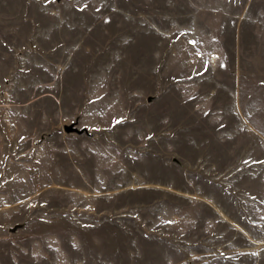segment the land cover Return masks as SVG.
Instances as JSON below:
<instances>
[{
	"label": "rangeland",
	"instance_id": "obj_1",
	"mask_svg": "<svg viewBox=\"0 0 264 264\" xmlns=\"http://www.w3.org/2000/svg\"><path fill=\"white\" fill-rule=\"evenodd\" d=\"M0 264H264V0H0Z\"/></svg>",
	"mask_w": 264,
	"mask_h": 264
},
{
	"label": "water",
	"instance_id": "obj_2",
	"mask_svg": "<svg viewBox=\"0 0 264 264\" xmlns=\"http://www.w3.org/2000/svg\"><path fill=\"white\" fill-rule=\"evenodd\" d=\"M64 129L67 133H78V134H82V133H87L88 129L86 127H82L80 128L78 126V121H73L71 123L65 124L64 125Z\"/></svg>",
	"mask_w": 264,
	"mask_h": 264
}]
</instances>
